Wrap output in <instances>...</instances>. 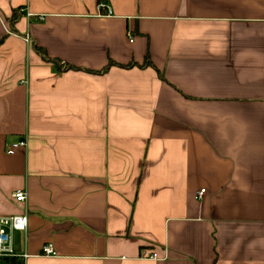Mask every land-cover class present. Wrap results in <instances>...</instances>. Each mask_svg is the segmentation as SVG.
Wrapping results in <instances>:
<instances>
[{
    "label": "crops",
    "instance_id": "crops-1",
    "mask_svg": "<svg viewBox=\"0 0 264 264\" xmlns=\"http://www.w3.org/2000/svg\"><path fill=\"white\" fill-rule=\"evenodd\" d=\"M105 1L0 0L17 264H264V0Z\"/></svg>",
    "mask_w": 264,
    "mask_h": 264
},
{
    "label": "built area",
    "instance_id": "built-area-1",
    "mask_svg": "<svg viewBox=\"0 0 264 264\" xmlns=\"http://www.w3.org/2000/svg\"><path fill=\"white\" fill-rule=\"evenodd\" d=\"M98 10L102 16H111L112 8L107 1H102L98 4ZM133 42V40H131ZM27 141H19L7 147L8 155H15L19 150L26 148ZM205 190H202L199 197H202ZM14 200L19 204L27 202V194L24 190H19L14 194ZM29 225L28 213H22L13 216L0 217V264H17L18 255L15 253L11 233L27 232ZM42 255L46 257L56 256L54 247L51 244L45 245L42 249ZM29 256L23 255L21 258L26 260ZM142 257L152 260H157L156 253L148 255L147 252H142Z\"/></svg>",
    "mask_w": 264,
    "mask_h": 264
},
{
    "label": "trees",
    "instance_id": "trees-1",
    "mask_svg": "<svg viewBox=\"0 0 264 264\" xmlns=\"http://www.w3.org/2000/svg\"><path fill=\"white\" fill-rule=\"evenodd\" d=\"M100 2H102V1H105V0H99ZM15 19H16V16L14 15L13 16V21L15 22ZM39 52L43 55V52H41V50H39ZM45 58H46V56H44ZM46 59H48V58H46ZM146 65H149V62H146L145 63ZM134 65H138V64H136V63H131L129 66L131 67V66H134ZM139 66H143V65H139ZM71 66H68V68H70ZM127 67V66H126ZM68 68L66 69V70H68Z\"/></svg>",
    "mask_w": 264,
    "mask_h": 264
}]
</instances>
